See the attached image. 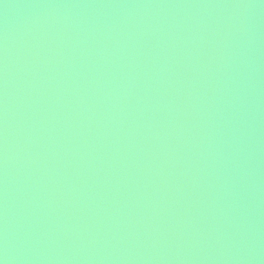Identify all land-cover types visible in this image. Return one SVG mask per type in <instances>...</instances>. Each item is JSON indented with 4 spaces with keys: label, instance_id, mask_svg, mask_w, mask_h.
I'll return each instance as SVG.
<instances>
[{
    "label": "water",
    "instance_id": "obj_1",
    "mask_svg": "<svg viewBox=\"0 0 264 264\" xmlns=\"http://www.w3.org/2000/svg\"><path fill=\"white\" fill-rule=\"evenodd\" d=\"M0 264H264V0H0Z\"/></svg>",
    "mask_w": 264,
    "mask_h": 264
}]
</instances>
